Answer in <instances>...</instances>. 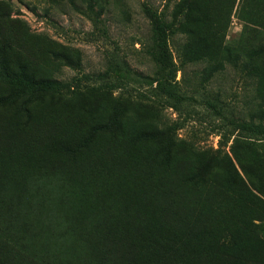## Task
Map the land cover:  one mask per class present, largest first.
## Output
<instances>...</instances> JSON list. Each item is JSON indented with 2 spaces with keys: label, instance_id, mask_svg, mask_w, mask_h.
<instances>
[{
  "label": "rangeland",
  "instance_id": "374dc122",
  "mask_svg": "<svg viewBox=\"0 0 264 264\" xmlns=\"http://www.w3.org/2000/svg\"><path fill=\"white\" fill-rule=\"evenodd\" d=\"M144 4L166 23L176 88L194 97L183 109L128 102L119 89L59 99L28 92L22 71L56 80L102 73L111 52L154 77ZM1 39L14 73L0 63V264H154L137 228L144 211L156 216L165 187L203 231L178 264H225V254L264 264V138H220L214 110L249 119L264 93V0H0ZM134 133L141 138L130 140ZM127 233L132 261L119 241ZM146 235L154 239V229Z\"/></svg>",
  "mask_w": 264,
  "mask_h": 264
},
{
  "label": "trees",
  "instance_id": "16d2710c",
  "mask_svg": "<svg viewBox=\"0 0 264 264\" xmlns=\"http://www.w3.org/2000/svg\"><path fill=\"white\" fill-rule=\"evenodd\" d=\"M89 9L93 11V6L89 5ZM142 10L147 16L152 26V43L150 45L149 54L153 60L154 71L153 76L140 74L136 70L132 69L127 61L120 57L118 54L111 52L108 53V71L102 73H86L78 76L71 77L68 80H56L35 76L33 74H26L22 71L24 79L28 83V92L32 95H48L50 97L57 96L58 99L64 95H75L87 90H104L108 93L110 91L119 89L121 95L125 97L128 102L141 99L156 100L161 104H166L175 110H181L184 108L183 100L188 98H194L192 95L186 94V91L176 88L175 74L177 66L173 61L171 52L167 43L168 30L164 20L148 5H142ZM97 20V15L95 14ZM8 45L3 39L0 40V63L4 73L8 71L14 73L9 65L7 54ZM21 68V67H20ZM241 72L245 78H253L255 80V90L259 87V80L256 78L255 72H249L244 64H241ZM116 72H122L123 77L115 75ZM251 73V74H250ZM108 76V77H107ZM97 82V83H96ZM155 82V84H154ZM22 96V95H20ZM205 104L214 109V103L205 100ZM27 106H25L26 108ZM221 117L220 124L218 126L220 138H230L234 134V140L238 139V136H244L245 138H264V93L259 95L254 111L251 112L249 119H241L239 117H231L228 115L231 113L223 112L218 109H214ZM232 110V109H231ZM257 117V121L253 117ZM104 124H101L102 127ZM119 126L117 118L112 117L108 119V133L112 137V141L116 142L115 131ZM179 123L176 121L171 126L177 128ZM166 129L167 134H170V128ZM145 138L155 134L154 131H142L140 132ZM166 134V135H167ZM163 137H166L163 135ZM141 138L139 133H134L130 136V140H139ZM156 156L161 163L167 165L169 157L166 156L161 147L157 148ZM192 177V176H191ZM193 179L201 180L200 175H193ZM222 184V182L220 181ZM164 196L160 204L155 207L156 216L146 217L148 211H144L145 215L142 224L139 225L138 234L144 237L145 248H150L147 256L152 257L154 264H178L176 259H180L181 252H183L184 243L195 236H199L203 231L195 233L191 228V221L193 216L185 211L180 203H175L177 193L174 196L165 187L162 190ZM149 216V215H148ZM162 223H166L167 226H163ZM180 224L182 226L181 233L179 230L174 229V225ZM161 228V229H160ZM150 229H154L155 238L151 239L146 233L150 232ZM171 229H174L172 231ZM206 233V232H205ZM179 234V235H178ZM229 234V233H228ZM149 241H147V240ZM111 245H114L117 241L112 238H108ZM121 246H125L127 251H124V256L128 261H132L134 258L131 253L133 252L135 243L132 239V234L127 233L124 238L119 240ZM109 245V243H108ZM199 249L198 246L195 247ZM124 249V250H125ZM159 250V255H166L168 257L166 261L159 260L154 257L156 251ZM181 251V252H180ZM196 250L195 252H197ZM194 253V252H193ZM225 264H241L237 255L225 254ZM156 262H155V259ZM170 262H169V261ZM147 262H151L145 260ZM168 261V263H166Z\"/></svg>",
  "mask_w": 264,
  "mask_h": 264
}]
</instances>
